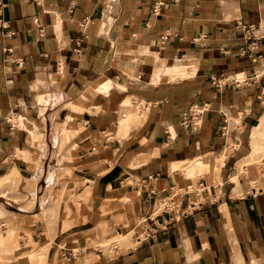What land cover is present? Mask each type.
<instances>
[{
	"label": "crops",
	"instance_id": "crops-1",
	"mask_svg": "<svg viewBox=\"0 0 264 264\" xmlns=\"http://www.w3.org/2000/svg\"><path fill=\"white\" fill-rule=\"evenodd\" d=\"M0 2V264H264V0Z\"/></svg>",
	"mask_w": 264,
	"mask_h": 264
},
{
	"label": "rangeland",
	"instance_id": "rangeland-1",
	"mask_svg": "<svg viewBox=\"0 0 264 264\" xmlns=\"http://www.w3.org/2000/svg\"><path fill=\"white\" fill-rule=\"evenodd\" d=\"M263 133H264V129L262 132L257 134L256 140ZM263 139H264V137H263ZM254 147L257 150V143L254 144ZM250 163L251 164H249L247 166L248 170H250V172L255 173L254 171H256V170H260V169L264 170V142H263V148L261 149V151L259 153H257L255 155L254 158H252V161ZM9 175L10 174L5 175V176L0 178V194H5L6 192H9L10 195H12V196H16L17 194H21V192H22L21 184L24 181V179L21 176H19L18 174H13L11 176H9ZM5 201H6L5 197H0V206H2L4 203L6 208H8V204H6ZM0 210H1V208H0ZM0 214L3 216V222L8 226V228H6L5 226L2 227V225L0 224V231L4 234H7L8 229L10 228V225H11V231L10 232L13 233V226L15 227L14 230L16 231L15 220L5 217V216H7V214L3 213L2 211H0ZM8 219H10V222H8V224H7ZM110 242L111 241H109L108 243H110ZM4 256H5L4 258L0 257V261H8V260H12L13 258H15L14 253L4 254ZM19 258L23 263L29 262L32 260H35L39 263H42L44 260V252L42 253V252L38 251V253L36 255L32 256L29 259L25 258V256H22Z\"/></svg>",
	"mask_w": 264,
	"mask_h": 264
},
{
	"label": "bare ground",
	"instance_id": "bare-ground-1",
	"mask_svg": "<svg viewBox=\"0 0 264 264\" xmlns=\"http://www.w3.org/2000/svg\"><path fill=\"white\" fill-rule=\"evenodd\" d=\"M263 129H264V116L262 117V119H261V124H260V126L259 127H257L256 129H255V134H259L260 132H262L263 131ZM14 172H15V170H14ZM17 172V171H16ZM14 173H12L11 174V172H10V175L9 176H11V175H13ZM16 174V173H15ZM122 238H124V237H122Z\"/></svg>",
	"mask_w": 264,
	"mask_h": 264
},
{
	"label": "built area",
	"instance_id": "built-area-1",
	"mask_svg": "<svg viewBox=\"0 0 264 264\" xmlns=\"http://www.w3.org/2000/svg\"><path fill=\"white\" fill-rule=\"evenodd\" d=\"M1 5H2V4H1V2H0V11H1Z\"/></svg>",
	"mask_w": 264,
	"mask_h": 264
}]
</instances>
